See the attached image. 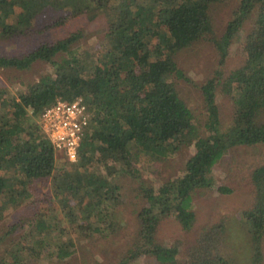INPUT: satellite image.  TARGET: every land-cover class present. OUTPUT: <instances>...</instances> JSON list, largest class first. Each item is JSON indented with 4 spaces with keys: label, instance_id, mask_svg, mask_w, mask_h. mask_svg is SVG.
I'll return each mask as SVG.
<instances>
[{
    "label": "trees",
    "instance_id": "1",
    "mask_svg": "<svg viewBox=\"0 0 264 264\" xmlns=\"http://www.w3.org/2000/svg\"><path fill=\"white\" fill-rule=\"evenodd\" d=\"M224 1L0 0V39L31 29L43 32L64 24L70 15H83L89 21L103 15L106 20L104 39L95 54L72 47L82 36L77 30L63 38L40 40L20 55H0L4 68L29 69L36 61L50 64L49 72L16 94L0 87V221L23 202L40 207L38 186L47 182L50 186L45 210L34 215L33 235L12 241L9 257H0V264H26L27 253L59 262L70 258L75 246L63 221L87 236L106 237L119 231L123 221L117 208L125 200V177L135 184L133 191L142 205L118 264L143 256L154 257L158 264H229L210 245H205L210 251L206 259L198 258L195 250V262L179 263L178 242L156 240L164 217L173 216L185 230L192 226V191L215 186L212 169L230 148L264 144V0H238L223 33L216 37L210 8ZM247 21L251 25L244 38V62L225 75L221 67L228 47ZM203 37L213 43L219 58L214 75L200 86L205 119L199 122L173 79L190 81L175 56ZM218 89L233 105L226 126L216 102ZM77 97L90 111L89 124L76 160H63L57 166L39 116L57 99ZM191 145L194 152L179 175L158 187L144 180L138 166L141 158L152 169L153 162ZM251 180L253 201L240 217L247 228L251 261L258 264L264 256V164L253 169ZM53 200L57 209L52 208ZM15 227L16 223L9 231ZM223 227L222 223L208 226L198 248L218 240Z\"/></svg>",
    "mask_w": 264,
    "mask_h": 264
},
{
    "label": "rangeland",
    "instance_id": "2",
    "mask_svg": "<svg viewBox=\"0 0 264 264\" xmlns=\"http://www.w3.org/2000/svg\"><path fill=\"white\" fill-rule=\"evenodd\" d=\"M237 4L238 0H225L212 4L210 15L216 37L223 33L232 10ZM250 25V21H247L228 47L225 63L221 67L225 75L243 64L246 56L243 49L244 38ZM105 29L106 20L103 15H99L91 21L83 15H70L64 24L43 32L36 33L31 29L25 34L0 39V55H20L40 40L49 41L63 38L77 30L81 32L82 36L72 47L75 50L79 49L80 52L95 54L97 47L104 39ZM218 58L215 46L205 37L179 50L175 56L178 66L190 78L188 82L173 79L175 87L192 113L200 120L199 122L205 119V106L200 86L214 75V70L218 67ZM49 71L50 64L44 61H36L29 69L23 70L0 67V87L16 94L22 90L23 85L36 82L40 76ZM216 102L219 106L221 122L226 126L230 123L233 114L232 101L218 89ZM193 152V145L186 146L173 156L153 162L152 169L149 162L143 158L140 159L138 166L143 171L144 180L152 183L154 187H158L162 182L179 175L185 160ZM56 157L57 166L65 160L62 154H56ZM261 164H264V144L238 145L230 148L212 169L215 186L196 188L192 191V209L195 213L192 226L185 230L173 216L164 217L157 226L156 240L163 244L177 241L179 263L195 262V256H193L195 250H197L198 258L206 259L210 254L208 248L214 246L220 254L225 256L229 264H255L251 261L252 253L247 242V228L240 217V212L248 208L253 201L254 184L251 180V172ZM122 181L124 182L125 200L117 208L123 221V226L119 231L106 237L87 236V233L82 229L74 228L69 224L70 222L63 221L62 226L67 228L74 242L75 253L62 262L47 257L35 258L31 253H27L23 255L26 258V264H118L131 242L137 225L136 212L142 205L135 197V191H133L135 184L128 177L122 178ZM38 188L41 190L38 193L41 199L40 207H36L31 201L23 202L0 221V236L2 238L5 235L0 243V257H9L7 250L13 245L12 241L15 244L23 235L30 237L33 235L31 224L34 215L43 212L48 203L46 194L50 192L49 182L39 185ZM51 204L53 209H57L58 204L55 200ZM58 216H60V212ZM19 221H23L21 225L18 224ZM14 223H16V227L9 231ZM218 223H222L224 226L218 232L219 239L208 244L205 243L204 247L198 248L202 243V234L207 231L205 229ZM16 239H18L17 242H15ZM205 245L210 246L205 247ZM262 251L264 254V239ZM20 257L19 255L18 258ZM129 264H158V262L152 256H143ZM258 264H264V256Z\"/></svg>",
    "mask_w": 264,
    "mask_h": 264
},
{
    "label": "built area",
    "instance_id": "3",
    "mask_svg": "<svg viewBox=\"0 0 264 264\" xmlns=\"http://www.w3.org/2000/svg\"><path fill=\"white\" fill-rule=\"evenodd\" d=\"M89 120L90 111L85 101L77 97L71 101L57 99L45 106L38 121L56 154H62L66 161L73 162Z\"/></svg>",
    "mask_w": 264,
    "mask_h": 264
}]
</instances>
